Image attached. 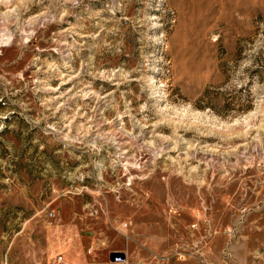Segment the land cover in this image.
Wrapping results in <instances>:
<instances>
[{"label":"rangeland","instance_id":"obj_1","mask_svg":"<svg viewBox=\"0 0 264 264\" xmlns=\"http://www.w3.org/2000/svg\"><path fill=\"white\" fill-rule=\"evenodd\" d=\"M0 264H264V0H0Z\"/></svg>","mask_w":264,"mask_h":264},{"label":"water","instance_id":"obj_2","mask_svg":"<svg viewBox=\"0 0 264 264\" xmlns=\"http://www.w3.org/2000/svg\"><path fill=\"white\" fill-rule=\"evenodd\" d=\"M113 257H119L122 260L124 256L122 253H113Z\"/></svg>","mask_w":264,"mask_h":264}]
</instances>
